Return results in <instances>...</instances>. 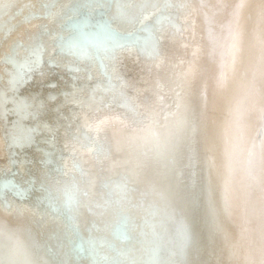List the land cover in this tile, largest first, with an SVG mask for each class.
I'll use <instances>...</instances> for the list:
<instances>
[{"label": "bare ground", "instance_id": "bare-ground-1", "mask_svg": "<svg viewBox=\"0 0 264 264\" xmlns=\"http://www.w3.org/2000/svg\"><path fill=\"white\" fill-rule=\"evenodd\" d=\"M0 264H264V0H0Z\"/></svg>", "mask_w": 264, "mask_h": 264}, {"label": "water", "instance_id": "water-1", "mask_svg": "<svg viewBox=\"0 0 264 264\" xmlns=\"http://www.w3.org/2000/svg\"><path fill=\"white\" fill-rule=\"evenodd\" d=\"M87 2V1H86ZM55 4V3H54ZM58 17H60V16H58V14H52V11L51 10H49L48 12H47V17L46 18H49V19H56V18H58ZM79 17L80 16H73V17H71V18H68L67 19V22L66 23H64V24H67L68 22H70V21H75V20H78L79 19ZM63 24V25H64ZM68 37H69V35H68ZM38 66H42L41 64H37ZM57 66H58V68L57 67H55V68H51V70L53 71V73H55V74H57V75H59L60 77H62V74L61 73H63V72H65V67L64 66H71L72 64H62V62H57V64H56ZM74 66H87V62H84V61H79V62H75V64H74ZM53 81H55L54 79H52ZM54 103H56V101L54 102ZM39 136V135H38ZM40 137V136H39ZM38 143V142H37Z\"/></svg>", "mask_w": 264, "mask_h": 264}]
</instances>
